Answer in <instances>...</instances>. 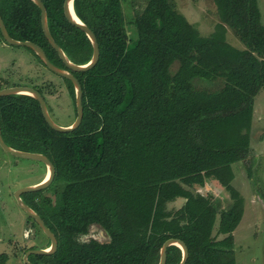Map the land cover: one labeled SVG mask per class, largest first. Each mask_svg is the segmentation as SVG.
Wrapping results in <instances>:
<instances>
[{
  "label": "trees",
  "instance_id": "obj_1",
  "mask_svg": "<svg viewBox=\"0 0 264 264\" xmlns=\"http://www.w3.org/2000/svg\"><path fill=\"white\" fill-rule=\"evenodd\" d=\"M42 1L57 44L74 63H88L92 43L67 20L65 0ZM214 2L220 20L204 37L172 0H144L132 35L124 0H75L77 16L97 38L100 60L88 72H72L84 106L74 132L53 130L31 96L0 98L5 142L55 166L48 188L22 195L58 240L54 254L31 255V263L159 264L164 243L178 239L189 250L186 264H237L234 232L245 199L233 186V165L251 155L254 104L264 89V24L258 0ZM0 15L12 38L35 43L69 70L32 0H0ZM227 28L244 49L227 41ZM0 39L6 43L1 31ZM63 80L75 100L73 83ZM209 181L230 194V208L220 212L197 191ZM179 198L184 205L170 211ZM27 217L43 242L24 253L49 248V238ZM94 224L109 234L108 242L80 241ZM7 258L0 254V264ZM182 258L179 247L168 248L166 264Z\"/></svg>",
  "mask_w": 264,
  "mask_h": 264
},
{
  "label": "rangeland",
  "instance_id": "obj_2",
  "mask_svg": "<svg viewBox=\"0 0 264 264\" xmlns=\"http://www.w3.org/2000/svg\"><path fill=\"white\" fill-rule=\"evenodd\" d=\"M172 2L204 37L212 34L219 23L220 18L214 0ZM258 3L264 24V0H258ZM143 6L144 0H124L129 35L134 32L131 22L136 11ZM227 41L235 48L244 49L243 43L231 28H227ZM10 87L40 88L49 112L58 125L68 126L75 122L76 100L70 95L63 78L44 67L28 48L12 46L0 39V88ZM254 108L251 155L244 163L233 165L235 174L233 186L245 199L244 215L234 232L237 264H264V89L256 97ZM47 173L48 168L45 164L14 157L0 147V254L8 256L7 264H25L24 250L43 242V237L38 233L36 226L18 206L15 194L20 188L40 183ZM197 191L211 197L220 212L232 205L230 194L219 183L209 181L205 187H198ZM184 203L185 200L179 198L169 203L168 209L175 211ZM218 222L214 231L215 236ZM222 238L223 236H220L218 239ZM91 239L109 241L108 235L98 226H94L89 235L83 237L81 241Z\"/></svg>",
  "mask_w": 264,
  "mask_h": 264
},
{
  "label": "water",
  "instance_id": "obj_3",
  "mask_svg": "<svg viewBox=\"0 0 264 264\" xmlns=\"http://www.w3.org/2000/svg\"><path fill=\"white\" fill-rule=\"evenodd\" d=\"M41 10V19H42V28L44 31V34L50 43V45L58 52L61 60L64 62L65 66L69 70L62 69L56 65H54L46 55L45 51L35 43L31 41H19L14 38H12L9 35V32L5 26V23L0 15V31L1 34L6 41V43L12 45V46H19V47H26L30 48L35 52V54L41 59V61L44 63V65L50 70L52 73L56 74L57 76L70 80L75 88V100H76V108H77V116L74 123H72L69 126H60L58 125L52 118L49 108L47 105V102L44 98V96L36 89L31 87H10L0 90V98L11 96V95H28L36 99L41 106L43 116L46 120V122L49 124V126L60 133H71L77 130L80 125L82 124L83 117H84V106H83V88L79 82V80L74 76L72 72L77 73H83L88 72L91 69H93L97 63L100 60V46L97 41V38L93 31L85 24L83 23L79 17L77 16L74 8L75 0H65L64 3V12L67 20L76 26L77 28L81 29L85 32L88 39L92 43L93 46V56L91 60L86 64H76L67 56V54L64 52V50L57 44L55 39L53 38L49 24H48V12L46 9V6L44 5L42 0H32ZM0 147L8 154L13 155L14 157L20 158V159H26V160H32V161H38L46 165L48 168V173L46 179H44L42 182L31 185L28 187L20 188L16 194L15 199L18 203V206L32 219L36 221V223L39 225V227L42 229L44 234L49 238L51 241V246L47 249H36V250H29L24 255V263L25 264H33L29 261V257L31 255H52L54 254L58 249V240L55 236V234L46 226L44 220L40 217V215L34 211L31 207H29L22 199V195L26 193H35L42 191L46 188H48L54 181L55 178V166L50 161V159L41 154V153H35V152H27V151H21L14 149L10 147L2 136V128L0 123ZM208 182L206 183V185ZM205 185V186H206ZM201 194V193H200ZM171 246H177L181 249L183 253V258L180 264H186L189 258V250L184 242L178 239H169L167 240L161 250V258L159 264H166L167 263V251L168 248Z\"/></svg>",
  "mask_w": 264,
  "mask_h": 264
},
{
  "label": "flooded vegetation",
  "instance_id": "obj_4",
  "mask_svg": "<svg viewBox=\"0 0 264 264\" xmlns=\"http://www.w3.org/2000/svg\"><path fill=\"white\" fill-rule=\"evenodd\" d=\"M94 226H98V227H100L99 225H96V224H94V225H92L91 227H90V229H89V233H90V230L91 229H93L94 228ZM101 229H103L102 227H100ZM104 230V229H103ZM105 231V230H104ZM89 233L87 234V235H84V236H81L80 237V241H81V239L83 238V237H87L88 235H89ZM105 233L108 235V237H109V234L105 231ZM92 240V239H91ZM94 240H97V239H94ZM109 240H110V237H109ZM90 241V240H89ZM89 241H86V242H89ZM98 241V240H97ZM84 242V241H83ZM99 242H101V241H99ZM108 242V241H107ZM101 243H103V242H101Z\"/></svg>",
  "mask_w": 264,
  "mask_h": 264
},
{
  "label": "bare ground",
  "instance_id": "obj_5",
  "mask_svg": "<svg viewBox=\"0 0 264 264\" xmlns=\"http://www.w3.org/2000/svg\"><path fill=\"white\" fill-rule=\"evenodd\" d=\"M46 177H47V175H46ZM46 177H45V179H46Z\"/></svg>",
  "mask_w": 264,
  "mask_h": 264
},
{
  "label": "crops",
  "instance_id": "obj_6",
  "mask_svg": "<svg viewBox=\"0 0 264 264\" xmlns=\"http://www.w3.org/2000/svg\"><path fill=\"white\" fill-rule=\"evenodd\" d=\"M69 126V125H68ZM205 196V195H204Z\"/></svg>",
  "mask_w": 264,
  "mask_h": 264
}]
</instances>
